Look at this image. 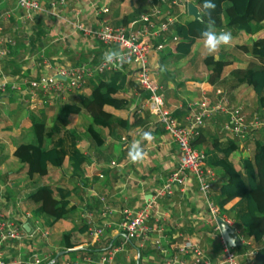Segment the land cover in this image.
Segmentation results:
<instances>
[{
	"label": "crops",
	"instance_id": "0c3cea01",
	"mask_svg": "<svg viewBox=\"0 0 264 264\" xmlns=\"http://www.w3.org/2000/svg\"><path fill=\"white\" fill-rule=\"evenodd\" d=\"M38 1L44 12L37 14L34 20L29 19L28 29L23 31L14 28L20 27L19 23L22 24L24 12L14 7L13 0H0V15L9 17L10 13H15L12 18L16 26L8 27L4 35H10L11 31L12 39H9L14 42L17 39L15 34L19 33L17 36L21 37L23 42L20 51L14 49L12 51V55L13 52H18L19 55V74H11L3 63L0 65V81L18 82L19 78L36 77L37 64L41 62H39L41 58L55 59L52 63L70 65L80 62L96 64L110 49L92 36L84 35L75 25L81 24L85 28H95L98 22H106L113 26L125 25L149 9L146 0L118 2L69 0L66 6L56 5L53 8L49 6L50 0ZM173 12L177 11L173 9ZM130 13H134L133 17L131 16L125 23L122 22ZM177 17L180 24L190 19L187 13L178 14ZM225 22L226 20L223 19L219 31L225 30ZM38 24L43 32L35 40V48L31 49L28 41ZM228 31L233 37L228 45L231 46L229 51L212 54L214 57L222 55L228 61L221 70L219 76L221 81L215 85L206 81L208 70L202 59L208 54L202 47L203 42L200 39H196L188 53L181 58H176L174 50V44L178 39L174 42L168 41L162 49L150 53L148 66L153 83L157 86V93L161 95L165 109L180 121H184V117L192 110L191 106L194 102L202 97L213 99L218 90L226 96L231 105H242L246 115L250 116L258 112L260 117H264V108H257V98L253 91L245 84H235L229 77L232 69L244 68L251 61V57L240 51L236 45L250 44L255 34H247L241 30ZM241 35L246 38L238 41ZM71 44L76 45V49ZM50 46L55 50L50 52L49 57H44L43 53L49 50ZM119 72L125 79L119 85L117 96L127 103L123 108L105 105L103 109L114 118L126 121L127 127H116L110 132L106 128H100L98 131L103 141L101 145H97L86 131L90 118L84 113L70 115L68 125L72 126L68 130L73 137L71 141L85 159L76 170H73V159L65 156L59 167L48 165L47 173L42 177L36 175L28 177L25 166L16 160L12 152L17 144L27 143L33 139L30 125L35 119L43 118L45 125L49 126L56 111L53 112L43 104L40 105L43 107L40 109L32 106L31 101L24 103L19 97L20 93L16 91L9 90L10 92L7 93L5 92L7 89L0 92V213L13 216L26 233H30L35 221L42 222L39 225L48 232V238L44 243L42 242L41 248L38 245L40 239L35 242L28 237L19 243L14 241L3 243L1 247L3 258L13 259L17 255L24 256L33 249L41 253L42 262L54 255L49 261L53 260L56 264H61L64 259H76L85 254L96 256L107 241L121 242L116 222L122 211H134L151 202L153 208L147 222L151 229L149 240L139 251H136L133 243L122 245V251L115 255L114 264H173V258L178 254L176 246L180 244L182 238L196 242L203 257L211 264H220V235L218 230L213 229L215 220L213 222L210 219L194 179L190 178L184 187L173 188L170 194L161 197L155 195L176 164V149L170 138L162 131L154 115L146 110L134 112L139 106L138 99L143 95L135 82L131 67L125 66ZM111 73L106 72L87 79L85 85L76 93L89 94L94 83L99 79L110 78ZM225 121L226 116L220 114L210 118L200 129L202 142L198 145V149L207 152L208 156L215 155L210 144L213 138L218 139L220 143L233 140V137L221 130V125ZM83 122L85 127L81 126ZM143 132H150L154 139L145 140L142 137ZM68 143L69 146L72 144L67 139H63V145L68 146ZM137 143L143 150L144 158L134 163L130 161L128 153ZM239 145L241 146V142H238L236 154L233 156L231 153L229 156L235 168H239L237 157L247 156L248 151L252 149L247 144L243 147ZM205 166L215 174L210 198L216 205L218 186L224 180V175L218 167L206 162ZM41 184H49L69 191L66 198L68 201L66 213L62 218L52 222L51 217L35 215L36 205L28 200V196ZM101 197L103 200H100ZM232 205L233 200L224 207L227 212L220 211V213L233 221L235 213L240 214L244 211V203L238 202L234 209L228 210ZM104 207L108 209L105 210ZM24 213H27V219L23 218ZM95 225H104L105 232L96 241L91 239L87 232ZM229 227L234 229V234L238 238L233 252L239 253L246 249L258 248L251 237L241 236L234 222ZM64 236H67V241H64ZM154 240H159L158 249L153 244ZM58 252L61 254L55 258ZM182 258L187 262L191 259L186 254Z\"/></svg>",
	"mask_w": 264,
	"mask_h": 264
},
{
	"label": "built area",
	"instance_id": "2783aa9c",
	"mask_svg": "<svg viewBox=\"0 0 264 264\" xmlns=\"http://www.w3.org/2000/svg\"><path fill=\"white\" fill-rule=\"evenodd\" d=\"M68 1L50 0L49 6L51 8L56 5L66 6ZM13 3L16 9L24 12L25 17L44 12L38 0H13ZM146 3L149 7L148 11L140 13L125 25L113 26L106 22L96 23L95 28H85L81 24L75 25L84 35L92 36L110 50L121 51L127 58V62L122 67L116 68L112 64L106 63L102 59L103 56L96 64L70 65L52 63L44 59L37 64L38 75L36 77L30 80L22 78L18 82L2 80L0 81V92L7 89L19 92L21 89L26 92V95L28 94L31 102L38 96L53 98L55 95V98H60L63 93L79 91L87 79L95 75L120 71L125 66H130L135 76V82L143 95L141 99H138L139 106L134 109V112L139 113L146 110L149 114L154 115L162 131L174 144L177 153L175 166L155 195L161 197L170 194L173 188L184 187L186 182L193 178L210 219L214 222L216 217H219L230 226L233 221L221 214L210 198L215 174L205 166L203 150L193 147L191 141L197 137L199 129L204 126L206 121L220 114L227 116L226 121L221 125V130L227 135L234 136L238 141L245 140L251 132L263 127L264 118L259 117L256 113H252L250 116L246 115L241 106L231 105L219 90L216 91L213 99L202 97L194 102L191 106L192 110L184 117V121H180L166 110L161 95L157 93V86L151 78L148 57L152 51L162 49L168 41L177 40L173 34V27L179 23L178 14H186L187 0H146ZM191 3H193L192 0ZM173 9L177 12L174 13ZM102 11L104 10L102 9ZM4 36V34L1 35L0 28V44L3 42L14 44L11 39ZM7 53L8 49L0 47V58L5 57ZM100 200L103 198L101 197ZM152 208V203L148 202L134 211H122L116 222L121 242L107 241L98 255L85 254L76 259H64L61 264H114L115 255L121 251L122 245L126 244L132 245L133 243L136 251H139L150 238L151 229L147 222ZM104 209L108 208L104 207ZM23 218H28L27 213L23 214ZM213 229L217 230L216 224H213ZM87 232L91 239L96 241L105 234L104 225L90 227ZM47 235V230L38 225L36 221L30 233H26L13 216L0 213V264H41L43 256L36 249L24 256L17 255L11 260H6L1 254V247L3 243L11 241L19 243L26 240L27 237L34 239L38 236L45 239ZM153 244L157 249L160 247L159 240H154ZM176 248L178 254L173 258V264H211L203 257L196 242L182 238ZM220 248V264H256L255 249H246L235 253L221 238ZM185 254L191 257L189 262L182 258Z\"/></svg>",
	"mask_w": 264,
	"mask_h": 264
},
{
	"label": "trees",
	"instance_id": "16d2710c",
	"mask_svg": "<svg viewBox=\"0 0 264 264\" xmlns=\"http://www.w3.org/2000/svg\"><path fill=\"white\" fill-rule=\"evenodd\" d=\"M118 1L121 0H114V2ZM192 1L199 9L203 22H198L189 17L188 21L182 24L177 23L173 27V34L178 39L174 44L176 58H181L188 53L192 43L199 39L204 23L209 20V16L202 9L204 0ZM212 2L215 4V8L211 11V19L216 28H222L223 19H225L224 26L229 30H241L247 34H255L250 44L236 45L240 51L251 57V61L244 68L232 69L229 72V77L235 84L248 86L256 95L257 108L263 109L264 0H212ZM133 14L130 13L125 16L122 22L125 23ZM31 18L34 20L36 14ZM33 30L35 31L28 41L31 49L35 48L34 42L43 32L39 24ZM18 34H15L17 39L14 41V45L7 44L8 53L5 57H11L5 59L4 63L5 67L9 68V72L14 75L20 72V63L18 52H13L12 55V51L13 49L20 51L23 48L22 38L18 37ZM43 54L44 57H49L51 53L46 50ZM42 60L43 58L39 62ZM46 60L53 62L55 59ZM202 63L208 70L207 83L215 85L221 81L219 78L221 70L228 64L222 55L204 56ZM124 78L119 71H113L110 78L99 79L94 83L89 94H77V97L72 98V100L58 105L56 115L51 119L49 126L45 125L43 118L35 119L31 123L30 133L33 139L27 143L17 144L12 152L16 160L25 166V173L28 177L46 175L47 166L59 167L65 156L68 159H73V170H76L85 159L76 150L73 141H71L73 137L65 128L69 115L84 113L90 118L86 131L97 145H101L103 141L98 131L100 128H106L110 132L116 127H127L126 121L114 118L103 109L105 105L113 108H123L126 105V100L117 96L120 89L119 85L123 83ZM63 139H67L72 144L70 146L69 143L68 146L63 145ZM201 142L202 136L199 129V133L191 141V145L198 149ZM244 143L251 145L252 149L247 156L237 157L239 168H235L229 160L231 153L233 156L236 154L238 148L236 139L220 143L218 139L213 138L210 144L215 155L208 156V153L203 151L205 154L204 163L218 167L224 175V180L218 186V198L215 201L219 211L226 213L227 210L224 207L232 200L233 205L228 210L234 209L238 202L244 203V211L240 214L235 213L233 222L242 236L251 237L258 246L255 250L256 264H264V242L262 241L264 235V126L251 132ZM65 190L60 187H52L49 184L39 185L28 196V200L36 205L35 215L51 217L52 222L62 218L66 213L68 203L66 198L69 195V191ZM63 239L67 241L68 238L64 236ZM53 257L54 255L50 259ZM50 259L41 264H48Z\"/></svg>",
	"mask_w": 264,
	"mask_h": 264
},
{
	"label": "clouds",
	"instance_id": "9594fccd",
	"mask_svg": "<svg viewBox=\"0 0 264 264\" xmlns=\"http://www.w3.org/2000/svg\"><path fill=\"white\" fill-rule=\"evenodd\" d=\"M190 5L191 0H187ZM215 4L212 0H204L202 9L206 15L209 16V20L204 23L203 29L200 31L199 39L203 42L202 47L206 50L208 55L217 53L221 47L228 46L233 37L232 33L227 30L218 31L215 27L214 21L211 19V11L214 10ZM102 59L109 64H112L116 68H120L127 62L125 55L119 50H108L104 53ZM142 137L145 140H152L154 137L150 132H143ZM129 159L132 162H139L144 158V153L139 143L134 144L128 153ZM231 244H235V240L229 241Z\"/></svg>",
	"mask_w": 264,
	"mask_h": 264
},
{
	"label": "rangeland",
	"instance_id": "374dc122",
	"mask_svg": "<svg viewBox=\"0 0 264 264\" xmlns=\"http://www.w3.org/2000/svg\"><path fill=\"white\" fill-rule=\"evenodd\" d=\"M7 9V8H6ZM6 12H9V11H6ZM3 13H5V12H3ZM13 13V12H12ZM10 13L11 15L9 16V17H7V16H5L4 14H1L0 15V27L2 28V30H1V35H3V34H5L6 32L5 31H7V28L8 27H10V26H16V24H15V22H14V18H12V16L13 15H15V13ZM43 13V12H42ZM41 13V14H42ZM40 15V14H39ZM33 15H29V17H25L24 16V19H22V24H20L19 23V25H20V27L18 26L17 28H14V29H17V30H20V29H23V31L25 30H27L28 28H27V25L29 24V19H32L31 17H32ZM14 17V16H13ZM23 26V27H22ZM27 28V29H26ZM14 29H12V30H14ZM218 31H219V28H216ZM225 30H229V28H227V27H225ZM5 32V33H4ZM7 38H11L12 39V34H11V31H10V35H5ZM4 36V37H5ZM246 38V36H240L239 37V40H238V37H237V40L238 41H243L244 39ZM53 46V45H52ZM52 46H50L49 47V50H50V52L52 53V51L53 50H55L54 49V47H52ZM71 46H73V44H71ZM0 47H2V48H6V49H8V46H7V43H5V42H3V43H1L0 44ZM73 47H75V49H76V45L75 46H73ZM231 46H223V47H221L220 48V52H223V53H226L227 51H229V48H230ZM230 54H231V52H229ZM62 54H64V53H62ZM8 57H3L1 60H0V65H3V63H5V59H7ZM55 61V60H54ZM63 61H67V60H63ZM61 64H63V63H61ZM66 64V63H65ZM124 76V75H123ZM35 76H33V78H34ZM22 78V77H21ZM31 79V78H30ZM30 79H28V78H26V80H30ZM125 79V78H124ZM19 80H20V78H19ZM18 93H20V96L19 97H21V99H22V101L24 102V103H26V101H29L30 99H29V96H27L26 95V92H24V90H19V92ZM63 97V98H62ZM75 97H77V93H76V91H71V92H69V93H63L62 94V96L60 97V98H55V95L53 96V98L52 97H50V98H48V96L47 97H45V96H38V98H36L33 102H31V105L32 106H36V107H39L40 109H42L43 107L42 106H40L41 104H43L46 108L48 107L50 110H52L53 112H55L56 111V109L58 108V105H60L61 103H63V102H66V101H70V100H72V98H75ZM42 100H44V102H42ZM47 105V106H46ZM238 106H241L242 107V105H240V104H237ZM30 106V105H29ZM56 108V109H55ZM256 114H258V112H256ZM49 115V114H48ZM55 115H56V113H55ZM54 115V116H55ZM259 115V114H258ZM70 116V115H69ZM263 117V116H262ZM264 118V117H263ZM53 119V118H52ZM50 123H51V120H50ZM84 123V122H83ZM85 125V123L83 124V125H81L82 127H85L84 126ZM72 125L71 124H69L68 125V123L66 124V127L65 128H67V129H69V127H71ZM63 134V133H62ZM230 136V135H229ZM231 137H232V135H231ZM233 139H236L237 141H238V139L237 138H235L234 136H233ZM238 142H241V146L243 147V146H245V140H243V141H238ZM240 146V145H239ZM240 146V147H241ZM250 148H251V145H248ZM249 148V149H250ZM250 151H251V149L248 151L249 153L248 154H250ZM39 223H42V222H38L37 224L39 225ZM42 227V226H41ZM47 228V227H46ZM47 230V229H46ZM241 236H242V234H241ZM48 238V235L46 236V238L45 239H43V238H40V237H38V236H36L33 240L36 242L38 239H40V242H39V248H41V247H43V243L46 241V239ZM43 242V243H42ZM38 243V242H37ZM38 248V249H39ZM230 249H231V251H233V250H235L236 249V247L235 246H233V247H230ZM1 251H2V249H1ZM122 251V250H121ZM2 255H3V253H1ZM12 259V258H11ZM11 259H6V260H11ZM53 264H56V263H53Z\"/></svg>",
	"mask_w": 264,
	"mask_h": 264
},
{
	"label": "water",
	"instance_id": "95a60500",
	"mask_svg": "<svg viewBox=\"0 0 264 264\" xmlns=\"http://www.w3.org/2000/svg\"><path fill=\"white\" fill-rule=\"evenodd\" d=\"M186 13L188 16H190L193 20H196L198 22H203L202 20V15L199 11V9L197 8V6L194 3H190V5L187 3L186 4ZM215 224L217 226V230L218 233L220 235V238L222 239L223 242H225V244L228 247H233L235 245H237L238 243V238L236 237V235L234 234V229L229 227L225 222H223L219 217H216L215 219ZM230 240H235V244H231L229 241ZM262 241L264 242V235L262 236ZM61 254V252H58L55 255V258ZM53 260L49 261V264H52Z\"/></svg>",
	"mask_w": 264,
	"mask_h": 264
}]
</instances>
